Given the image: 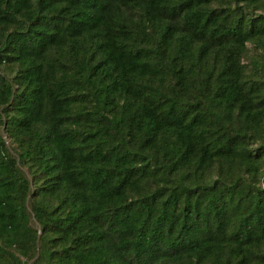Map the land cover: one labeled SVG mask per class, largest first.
<instances>
[{"label":"trees","instance_id":"obj_1","mask_svg":"<svg viewBox=\"0 0 264 264\" xmlns=\"http://www.w3.org/2000/svg\"><path fill=\"white\" fill-rule=\"evenodd\" d=\"M0 264H264V0H0Z\"/></svg>","mask_w":264,"mask_h":264}]
</instances>
